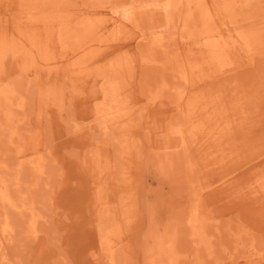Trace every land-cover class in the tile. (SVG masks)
Here are the masks:
<instances>
[{
  "label": "rangeland",
  "instance_id": "obj_1",
  "mask_svg": "<svg viewBox=\"0 0 264 264\" xmlns=\"http://www.w3.org/2000/svg\"><path fill=\"white\" fill-rule=\"evenodd\" d=\"M199 1L226 35L250 13ZM166 2L0 0V264H153L161 245L179 264H264V56L209 62ZM174 39L181 106L153 100ZM192 212L211 253L192 250Z\"/></svg>",
  "mask_w": 264,
  "mask_h": 264
},
{
  "label": "bare ground",
  "instance_id": "obj_2",
  "mask_svg": "<svg viewBox=\"0 0 264 264\" xmlns=\"http://www.w3.org/2000/svg\"><path fill=\"white\" fill-rule=\"evenodd\" d=\"M256 2L257 0H255V2L251 0H246L244 2V5H242L244 6L246 12L247 11L250 12V13L245 12L247 14L245 20H243L242 18L240 19L237 15H234L232 17L238 31L236 35H232V34L226 35L224 32V28L216 22L212 12L206 6H201L199 0H187L185 2L184 0H167L166 17H165L167 21L166 26L169 27V31L173 30V34H176L177 32L176 30L177 24L175 23L176 14L178 13L179 15H182L184 13H187L188 28H190L191 26L190 33H192L193 38L195 37L196 39L194 40L197 42L196 46L204 48V50L208 53L207 60H209V62L210 61L214 63L217 62L221 64L224 68H226L227 66L226 60H224V58L222 57L228 56L229 58H231L233 55H238L237 50L238 48H240L239 46L242 44H244L248 49V55H244L247 56V59L253 60L256 57L264 56V25H263L264 7L261 4H256ZM196 3H198L197 6L194 5ZM194 6L198 8L195 9L196 7ZM176 40L177 39H174V42L173 43L171 42L174 47L171 46L170 49L171 51L170 50L167 51L166 60L160 63L161 64L160 67L164 71H168V70L170 71L169 73L172 76V82L168 81L165 78V75L162 76L160 74L162 76V79L159 82L158 87L156 86L157 88L155 89L156 92L153 96V100L163 95L160 93L168 91L176 95V102L178 106H181L184 99L186 98V92L184 90L176 92V86L178 84L177 82L179 81L187 82L188 75L186 73L187 71L185 67L186 65L185 58ZM192 55H193L192 57L190 56L191 61L193 60L194 57V54ZM104 96L105 99L108 100L110 95L108 92H105ZM115 113L117 112L106 109H101L98 111L99 116L102 117L104 121H106L107 117ZM5 118L7 121L5 122L3 120L2 121L0 120V126L3 124H7V128H8L10 126L8 124H10L12 118L8 115L7 112L5 113ZM177 131L181 133L182 128ZM10 133L13 134V132H9V134ZM38 164L36 163L33 165L35 167V171L41 173L42 167ZM257 177H258L257 179L261 181L260 182L261 185L259 186L264 187V175L259 172V175ZM189 188H190V184H189ZM194 190L198 192L202 191L201 188H194V187L193 190L190 191H194ZM195 214H196L195 212H192L189 219V224H190L189 235H190V241L192 242V250L195 256H197L198 254H200L201 251L204 250L211 253L214 250V239L211 238L212 236L211 234L210 236L208 234L206 222L201 221L202 219L197 218ZM30 223L33 224L32 221H30ZM36 230L35 229L31 230V233L35 236H36ZM219 237H221L220 233L218 234L217 238ZM102 244L103 246L106 247L108 246L109 242L107 240H104L102 241ZM161 248H162V253L167 254V260L163 262H154L153 264H179L178 257L176 256L175 249L173 247H170L169 245L166 246L161 245Z\"/></svg>",
  "mask_w": 264,
  "mask_h": 264
}]
</instances>
